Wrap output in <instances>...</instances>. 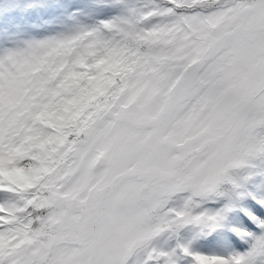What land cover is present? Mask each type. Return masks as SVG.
<instances>
[{
  "label": "snow or ice",
  "instance_id": "6c2138e0",
  "mask_svg": "<svg viewBox=\"0 0 264 264\" xmlns=\"http://www.w3.org/2000/svg\"><path fill=\"white\" fill-rule=\"evenodd\" d=\"M0 264H264V0H0Z\"/></svg>",
  "mask_w": 264,
  "mask_h": 264
}]
</instances>
